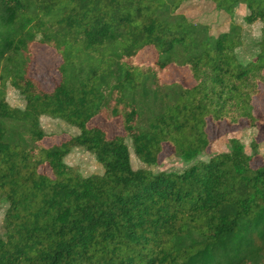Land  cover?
<instances>
[{"label": "trees", "instance_id": "1", "mask_svg": "<svg viewBox=\"0 0 264 264\" xmlns=\"http://www.w3.org/2000/svg\"><path fill=\"white\" fill-rule=\"evenodd\" d=\"M241 7L262 25L248 59ZM34 44L59 58L51 89L30 75ZM172 68L192 85L163 82ZM262 93L264 0H0V264H264ZM42 118L78 134L45 133ZM209 123L254 130L251 153L231 139L211 155ZM128 142L148 167L165 147L187 166L134 170ZM76 148L103 173L70 168Z\"/></svg>", "mask_w": 264, "mask_h": 264}, {"label": "rangeland", "instance_id": "2", "mask_svg": "<svg viewBox=\"0 0 264 264\" xmlns=\"http://www.w3.org/2000/svg\"><path fill=\"white\" fill-rule=\"evenodd\" d=\"M192 16L195 13L189 12ZM246 14L244 8H238L235 10L233 16V22L241 27L242 30V42L243 45L237 50L240 57L248 59L252 47L255 46L256 41L259 39L260 29L262 25L260 23H255L252 25H247L243 22V18ZM225 22V26H227ZM32 48L34 54V61L30 70V75L40 82L44 89H51L54 87L58 81L59 76L56 68L59 64L58 56L51 50L40 48V45H36ZM40 46V47H37ZM43 47V46H42ZM46 48V47H45ZM143 63H151L154 59V52L151 49L145 50L138 58ZM163 82H179L183 86L190 87L192 85L191 78L186 69L172 68L162 77ZM7 102L13 107H22L23 101L20 96L11 89L7 91ZM255 112L260 115L263 124L259 129V134L257 136V142L259 143V153L264 156V93H262L255 100ZM41 128L45 133L48 134H59L65 133L66 135L75 136L78 134L77 130L71 126L66 125L62 121L42 118L40 120ZM91 125H95L102 130H104L108 137H113L115 135H122V128L119 121L107 122L105 118H96ZM244 123L240 124L238 127H229L226 124L213 125L209 123L208 134L210 139L209 151L211 155L218 153H225L229 151V140L236 139L241 144H243L244 149L247 153H251L250 142L254 136V130H242ZM66 136L56 137L52 140H45V145L59 144L63 141ZM129 156L131 167L134 170L144 169L156 173L158 171H181L187 165L183 163L180 159L171 154L169 147H165L161 155L159 156L158 166H146L142 164L134 155L131 145L128 142ZM166 146V145H165ZM201 160L207 159L206 155L200 157ZM65 163L78 172L83 177H88L92 175H101L103 173L102 167L95 161L94 157L86 152L84 149L76 148L74 149L66 158ZM254 166L259 165V161H255ZM3 210L0 209V229L2 226Z\"/></svg>", "mask_w": 264, "mask_h": 264}]
</instances>
